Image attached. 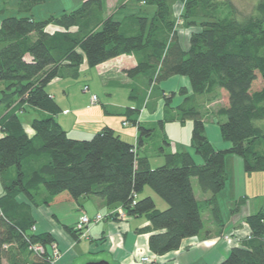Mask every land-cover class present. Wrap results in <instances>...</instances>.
Wrapping results in <instances>:
<instances>
[{
  "label": "trees",
  "instance_id": "obj_1",
  "mask_svg": "<svg viewBox=\"0 0 264 264\" xmlns=\"http://www.w3.org/2000/svg\"><path fill=\"white\" fill-rule=\"evenodd\" d=\"M1 1L0 264H50L31 250L34 244L54 242L51 234L34 231L32 211L82 196L102 198L129 217L146 216L154 231L149 248L156 256L178 250L184 239L202 232L204 205L223 226L217 195L226 186L227 155L240 157L247 174L264 173V128L256 124L264 119V0H256L253 12L244 17L232 0H134L155 11L123 16L107 15L105 0H83L75 10L45 20L32 12L48 0H17L16 15L10 16L6 12L12 0ZM178 3L184 4L180 17ZM181 22L192 30L187 49L179 38ZM49 26L59 31L50 32ZM122 55L137 61L125 70L127 77L150 89L145 95L135 85L130 96L141 99L139 106L118 113L138 128L137 144L108 126L90 139L71 138L56 118L63 110L47 87L55 79L79 78L85 63L94 68ZM175 76L186 77L190 89L162 94L165 118L159 125L192 121L190 150L167 153L161 146L164 163L152 168L139 149L156 129L141 125L137 116L154 89ZM259 76L263 86L253 90ZM222 91L228 104L214 116L225 118L217 124L229 147L219 150L206 135L205 116L212 115L207 105L219 101ZM177 96L183 100L172 107ZM28 110L43 114L32 120V136L21 119ZM173 110L177 116L169 117ZM193 178L210 195L204 204L196 199ZM145 187L165 201L164 210L150 196L137 199ZM243 202L237 200L238 206ZM246 222L250 234L222 264H264V207ZM65 228L74 238L86 239L75 227Z\"/></svg>",
  "mask_w": 264,
  "mask_h": 264
},
{
  "label": "crops",
  "instance_id": "obj_2",
  "mask_svg": "<svg viewBox=\"0 0 264 264\" xmlns=\"http://www.w3.org/2000/svg\"><path fill=\"white\" fill-rule=\"evenodd\" d=\"M50 1L51 0H48L45 4L33 10L32 14L36 19L45 20L52 15H59L63 11L75 10V8H78L83 2V0H74V2L70 0L69 3L66 4L61 1L56 2L57 0L51 3ZM133 1L134 0H105L106 13L107 15L117 14L118 16H123V14L132 13L133 11H143L148 14H152L155 11L153 6H147L143 3H134ZM16 2L17 0H12L10 6L12 8L6 12L7 16L14 14ZM52 3H57L58 6L53 7ZM124 5H126V8L119 10V8ZM1 8L2 1L0 0V9ZM48 30L50 32L59 31V29L54 26H49ZM178 31L180 42L182 46L187 49L189 46V37H184L180 29H178ZM136 64L137 61L135 57L122 55L94 68L89 67L87 63L81 66L80 76L81 74H88L92 81L93 78H95L93 75L95 73L97 78L101 81L102 91L109 96L108 99L100 97V95H102L100 90L92 91V93L91 86L87 84L83 92H91L90 98H88V101L80 100L75 103L70 100V93L68 90L70 87L66 86V79H55L49 84L47 90L50 95L58 101L63 110L56 118L71 138L78 140L90 139L103 127L108 126L114 129L125 141L131 144H137L139 137L138 128L130 124L124 125L125 117L118 114L124 112L127 108L136 109L139 106L141 99H133L130 96L131 89H133L135 85L141 88L142 94L146 95L150 93L149 87L143 85L142 80L136 82L129 79L125 74V70L133 68ZM57 86H61L60 89H58ZM86 87H88V90H86ZM182 87L190 89L189 80L182 76L172 77L162 82L158 88L154 89L152 98L148 100L145 99L144 105L140 107L137 119L141 125L149 129H156L154 136L157 135V128L160 126V121L165 118L164 100L161 98L162 94H169V92L177 91ZM120 89H124L122 92V94L124 93V98L119 101L114 99V96ZM92 95H97L98 97V102L96 104H93L91 101ZM182 100L183 97L177 96L171 106L174 107L179 105ZM161 103L162 105H160ZM210 107L211 104L207 105L208 109H211ZM104 108L113 114H106ZM33 111L38 116L43 115L40 111ZM210 112L213 113L212 110H210ZM174 115L177 116L176 111ZM211 116L212 115H209L207 117ZM32 120L33 119L27 121L22 120L26 132L30 136L34 134L31 128ZM169 125L175 126L181 124L178 120L172 122L164 121L160 126V131L163 133L161 135L169 141L167 147L172 148L173 136L168 130ZM208 131L209 130L206 128V135L216 149L222 150L229 147V143L223 140L221 133H216L214 129L215 133L213 136H215V139H212ZM164 140L163 142L165 143ZM175 142L177 144L175 143V145H173L172 150L170 149L171 151L165 149L167 153L190 150V143L183 144L180 141ZM158 150L159 149H157V152L162 156V151L160 152ZM139 152L142 155L148 156L151 162L150 152H152V154L155 153L152 138L144 142ZM196 159L198 162L201 161L199 158ZM227 159L228 155L226 157V166ZM229 159H231L232 162L234 161L236 165L234 171L235 201L237 202L240 198H250L249 181L252 178L249 177H253L252 174L246 173L244 162L240 157L235 156L234 158H230L229 156ZM192 183L195 192L197 180L192 179ZM151 191L152 192L145 187L143 192L137 195V199L150 196L154 199L157 207L164 210L163 204L159 202V200H157L158 202L155 200L154 191L152 189ZM2 195L3 189L0 185V196ZM195 196L201 203L197 193H195ZM206 199H203L201 204H204ZM20 200H24L23 197H20ZM219 203L218 201L220 207ZM262 207H264V203L259 204L258 207L255 205L252 211H248L245 215H241L237 220L234 219L236 216L233 215L228 222L223 219L224 225L220 226L212 219L209 209L204 205L203 212L207 214V217L205 221L203 220L204 228L202 232L198 236L184 239L178 250L169 252L163 256L154 255L149 248V238L154 231L150 230L151 225L146 216L129 217L126 215L124 218H120L118 214L121 212L124 213L121 207H108L104 199L96 196H82L76 201L72 200L41 206L33 209L32 214L35 220L34 231L37 234H51L54 238V242L58 244L62 252L60 264H73L75 259L87 255L89 262L106 260L111 264H143L140 262L143 256H148L160 264H222L229 257L232 248L238 245L236 242H227L219 238L223 234H233L241 237L248 236L250 234V229L247 225L246 218L249 215L257 213ZM83 214H87L90 217L102 214L105 218L90 226L89 238L76 239L68 233L65 226L74 228ZM240 231L245 233H239ZM207 242L210 243L208 244Z\"/></svg>",
  "mask_w": 264,
  "mask_h": 264
},
{
  "label": "rangeland",
  "instance_id": "obj_3",
  "mask_svg": "<svg viewBox=\"0 0 264 264\" xmlns=\"http://www.w3.org/2000/svg\"><path fill=\"white\" fill-rule=\"evenodd\" d=\"M54 1L51 0L50 3ZM62 2V3H66L68 4L70 0H57L56 2ZM74 2V0H73ZM134 3H136V1H133ZM232 2L235 4L236 8L239 10L238 15L240 16H247L250 15L253 12V7H254V3L256 2V0H232ZM48 3V4H50ZM53 7L58 6L57 3H52ZM81 5V4H80ZM131 6V5H130ZM12 7L9 8V10ZM183 8H184V4L178 3L176 5V11H177V16L180 17V14L183 13ZM76 9V8H75ZM10 15H16V13L14 12V14H10ZM179 29L181 30L180 32L182 34H184V37H189L191 34V29H187L184 24H182V22L179 24ZM95 78H93V80L91 81L90 75L86 74L83 75L81 74V76L77 79H66V86H69L70 88H68L69 93H70V100H72L73 102H79L80 100H85L88 101V98H90V94L92 91L95 90H100L102 92V95H100V97L108 99L109 96L107 94L104 93V91H102V84L101 81L97 78V75L94 73L93 74ZM89 84L91 86V92L90 93H85L83 92L85 86ZM263 86V81L261 79V77L259 76L257 81L254 82L253 84V90H259L261 89ZM58 89H60L61 86H57ZM114 88V87H112ZM93 89V90H92ZM124 91V89H120L118 93L115 94L114 99H117L120 101V99L124 98V93L122 94V92ZM93 93V92H92ZM92 99V97H91ZM92 101V100H91ZM93 104H96L97 102H92ZM228 104V95L225 91L222 92V96L219 99V101L213 103V105L211 104V109H207V110H212V116L211 117H206L205 116V121H206V128L209 130L208 133L210 135V137L212 139H215L213 136V134L215 133L214 129L216 130V133L220 134V129L219 126L217 124L218 120L220 119L218 116L214 117V113L222 106H226ZM162 105V103L160 104ZM160 108V107H159ZM169 112V111H168ZM209 112V111H208ZM174 116L173 113L169 114V117ZM35 117H38L37 114L34 113L33 110H28L27 112L21 114V119L23 121H27L30 119H34ZM220 120L224 121L225 118H221ZM124 123H127L126 121H124ZM256 124L261 127L264 128V119L263 120H259L256 122ZM178 126V127H175ZM175 126H171L169 125L168 130L170 131V133L173 136V145H175V141H180L183 144H188L191 141V134H192V121H187L185 125H175ZM218 131V132H217ZM163 133H161L160 131V127L157 128V135L152 139L153 144H154V150L155 153L152 154L151 153V163H152V168H156L159 167L160 165H162L164 162V159L162 156L158 155L157 149L158 147L164 146L167 150L173 148H168L164 142H163V136L161 135ZM177 144V143H176ZM170 150V151H171ZM231 157H235V155L229 154L228 155V161H227V173H228V178H227V182H226V187L225 189L220 192L217 195V201H219L220 203V209H221V214L223 216V219L228 222V220L233 216L235 220H237L238 218H240L241 215H245L246 213H248V211H252V208L255 207V205L259 204H263L264 203V173L262 172H255L252 174L253 177H249L252 178L249 181V197L250 198H244L245 202L240 203V206H238L237 202L235 201L234 198V179H235V168L236 165L234 163V161L232 162L231 159H229ZM159 160H160V164H159ZM250 176V175H249ZM239 179V178H238ZM193 180H197L196 178H193ZM150 192L151 189L149 187H146ZM197 191V192H196ZM195 193L198 194V199L201 201H203V199L208 198L210 195L209 193H204L201 191L198 182H197V188H195ZM154 196H155V200H159V202H161L163 204V209H165L167 207V204L165 203V201H163L158 195H156L153 192ZM158 202V201H157ZM238 206V210L234 211ZM161 207V206H160ZM207 214L205 212H203V220L205 221ZM239 233H245V232H239ZM241 234V235H243ZM241 237V236H240ZM208 243V242H207ZM210 243V242H209ZM208 243V244H209ZM88 255L84 256V257H79L77 259L74 260L73 264H87L89 262L88 260ZM145 257V256H143ZM140 262H142V258Z\"/></svg>",
  "mask_w": 264,
  "mask_h": 264
},
{
  "label": "built area",
  "instance_id": "obj_4",
  "mask_svg": "<svg viewBox=\"0 0 264 264\" xmlns=\"http://www.w3.org/2000/svg\"><path fill=\"white\" fill-rule=\"evenodd\" d=\"M86 90H88V87H86ZM92 102H98V97L96 95L92 96ZM124 125H128V123H124ZM126 215L125 213L118 214V217L124 218ZM104 216L101 214L96 215L94 218H90L87 215H83L79 222L76 224L75 228L76 230H79L83 232L81 238H88L89 232H90V226L92 224H96L102 220H104ZM35 230V227H34ZM219 239H222L227 242H236L237 245H240L242 242V237L238 235L233 234H223ZM31 250L34 254H36L38 257H44L46 256L47 260L50 264H60V260L62 257V252L56 242H52L48 247H45L41 243H37L31 246ZM143 264H160L155 260H152L150 257L145 256L142 258Z\"/></svg>",
  "mask_w": 264,
  "mask_h": 264
},
{
  "label": "water",
  "instance_id": "obj_5",
  "mask_svg": "<svg viewBox=\"0 0 264 264\" xmlns=\"http://www.w3.org/2000/svg\"><path fill=\"white\" fill-rule=\"evenodd\" d=\"M87 264H111V263L106 260H99V261H90Z\"/></svg>",
  "mask_w": 264,
  "mask_h": 264
}]
</instances>
